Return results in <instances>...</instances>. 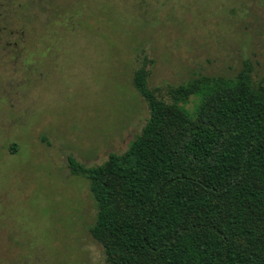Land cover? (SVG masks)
<instances>
[{"label": "rangeland", "instance_id": "rangeland-1", "mask_svg": "<svg viewBox=\"0 0 264 264\" xmlns=\"http://www.w3.org/2000/svg\"><path fill=\"white\" fill-rule=\"evenodd\" d=\"M145 62L163 95L245 62L264 79V0H0V264H106L68 159L102 164L140 133Z\"/></svg>", "mask_w": 264, "mask_h": 264}, {"label": "trees", "instance_id": "trees-1", "mask_svg": "<svg viewBox=\"0 0 264 264\" xmlns=\"http://www.w3.org/2000/svg\"><path fill=\"white\" fill-rule=\"evenodd\" d=\"M150 74L145 62L132 77L149 117L126 150L90 167L68 159L89 184L106 264H264V79L245 62L163 95Z\"/></svg>", "mask_w": 264, "mask_h": 264}]
</instances>
